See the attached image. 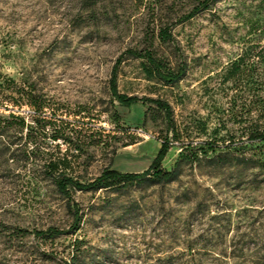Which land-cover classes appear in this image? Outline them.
<instances>
[{
  "label": "rangeland",
  "instance_id": "374dc122",
  "mask_svg": "<svg viewBox=\"0 0 264 264\" xmlns=\"http://www.w3.org/2000/svg\"><path fill=\"white\" fill-rule=\"evenodd\" d=\"M196 3L0 0V71L44 93L51 128L71 141H56L50 148L67 150L73 177L89 180L106 167L141 172L158 156L170 169L183 145L206 147L204 143L216 139V107H227L236 92L230 83H219L218 74L254 37L252 27L264 22V0H220L175 24L172 34L187 67L174 85L146 73L148 65L142 59L127 57L120 64L121 93L160 98L173 109L179 140L163 153L162 113L153 104L122 106L109 92L113 65L126 49L149 50L167 70L177 68L173 45L157 34ZM22 110L25 116L31 112L28 106ZM223 119L226 129L219 135L233 132L239 138L240 126L230 122V114ZM27 166L19 169L22 180L16 188L0 192V219L8 224L0 234V264H72L73 255L78 256L74 264H168L169 255L175 256L172 264H180V252L194 239L196 247L203 248L198 264H249V255L259 246L261 223L252 220L257 214L241 211L264 201L262 175L253 176L257 170L218 168L201 159L193 167L185 166L180 178L165 187L142 183L72 190L80 206L79 228L44 237L35 231L70 229L72 212L67 199L53 186L37 183L39 172ZM237 223L238 233L249 234L238 245L244 247L243 256L232 260L228 245ZM73 244L79 247L77 254Z\"/></svg>",
  "mask_w": 264,
  "mask_h": 264
},
{
  "label": "trees",
  "instance_id": "16d2710c",
  "mask_svg": "<svg viewBox=\"0 0 264 264\" xmlns=\"http://www.w3.org/2000/svg\"><path fill=\"white\" fill-rule=\"evenodd\" d=\"M218 1L220 0H197L189 11L159 30L157 38L171 43L177 54L179 64L175 70H167L161 59L149 50L126 49L113 65L109 79V92L112 99L122 106H131L139 102L153 104L162 113L165 135L160 142L161 153L172 146L173 140H179V131L175 126L170 103L160 98L121 93L117 86L118 68L127 57H135L142 59L148 65L145 67L146 73L155 76L164 85H174L179 82L186 74L187 61L179 42L172 34V28L175 24L186 22L208 10ZM252 29L254 37H249L240 52L218 74L219 83H230V90L236 92L230 96L227 107H216V124L213 129L216 139L204 143L206 147L204 145L193 147L190 143L183 145L170 169L162 166L158 156L148 168L141 172H120L106 167L89 180H79L73 177L68 173L67 150L62 152L58 145L50 148V145L56 141H62L64 144L71 141L59 129L51 128L50 109L44 93L38 91L35 85L30 84L27 87L25 83L0 71V192L7 188H16L22 180L19 169L27 168L28 164L32 165V169L39 172L37 183L41 186H53L67 199L72 212L73 221L70 229L48 227L35 231V235L53 237L72 233L79 228L80 206L73 198L72 190L118 189L142 183L147 186L165 187L180 178L185 166L193 167L201 159L218 168L230 166L246 168L253 172L257 170L259 172L253 173V176L258 178L257 176L262 175L261 184H264V22L254 25ZM23 106H28L31 110L26 116L21 114ZM224 114H230V122L240 126L239 138L233 132L228 135H219L220 129H226L227 120L223 119ZM74 148L77 149V147ZM241 211L247 216H250V212L256 213L257 216L252 220H259L261 223L258 227L259 233H257L256 241L259 246L249 255L248 262L249 264H264V201L260 206L243 207ZM253 221L251 224L254 225ZM230 224L231 221L229 227ZM7 226L8 224L0 219V234ZM239 228V223L234 224L233 229L236 230V235L229 240L228 257L232 260L243 256L244 247L238 245L249 234L238 233ZM16 229L21 232L26 231L18 227ZM195 241L196 239L186 244L180 252V259H182L180 264L201 262L203 248H197ZM72 248L77 254L79 247L73 244ZM238 249L240 253L237 252ZM72 258L77 259L78 256L73 255ZM244 258L247 257L244 256ZM74 259L70 263L74 264ZM174 259L175 256L169 255L166 261L172 264Z\"/></svg>",
  "mask_w": 264,
  "mask_h": 264
}]
</instances>
